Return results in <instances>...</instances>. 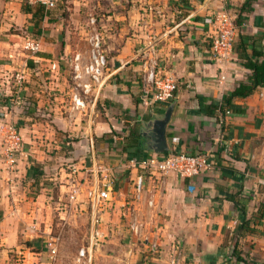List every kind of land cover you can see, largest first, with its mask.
I'll return each mask as SVG.
<instances>
[{
    "label": "crops",
    "instance_id": "obj_1",
    "mask_svg": "<svg viewBox=\"0 0 264 264\" xmlns=\"http://www.w3.org/2000/svg\"><path fill=\"white\" fill-rule=\"evenodd\" d=\"M23 1L13 0L12 8L31 17L22 10ZM130 1L102 6L95 0L88 6L87 13L96 14L101 25L107 67L102 84L92 86L82 107H74L71 98V65L76 53L86 60L80 48L84 37H64L62 26L56 36L59 28L46 37L38 28L37 51L9 49L11 62L0 69L1 83L24 100L7 109L21 149L10 160L0 148V264H48L41 260L43 249H32L33 241L45 236L53 210L69 222L90 219L85 192L71 202L69 182L75 177L85 189L97 167L106 169L113 190L99 210L107 236L91 252L94 264H264V86L234 98L228 114L204 110L250 73L237 56L228 62L213 59L205 41L212 14L224 6L235 22L240 14L238 35L255 38L264 53V0H250L242 12L245 0H163L143 11L150 0H139V6ZM43 16L45 25L61 18ZM88 19L72 20L77 34H86ZM136 54L141 61L155 57L176 79L165 131L169 151L209 153L211 168L190 177L170 171L159 181L139 164L154 154L140 146L141 125L168 102L142 100L143 68ZM21 60L20 71L10 72ZM222 72L225 79L218 81ZM131 130H137L139 145L124 151ZM33 162L47 183L29 197L34 186L26 173ZM141 172L138 195L133 183ZM131 218L141 223L138 235L128 228Z\"/></svg>",
    "mask_w": 264,
    "mask_h": 264
},
{
    "label": "built area",
    "instance_id": "obj_2",
    "mask_svg": "<svg viewBox=\"0 0 264 264\" xmlns=\"http://www.w3.org/2000/svg\"><path fill=\"white\" fill-rule=\"evenodd\" d=\"M32 3L42 4L45 8L53 6V0H29ZM95 19L90 18V22L94 24ZM237 25L234 22V17L224 6L212 14L210 20V28L205 35V41L208 44V49L216 62H228L235 58V42L237 39ZM91 48L88 59L81 61V56L76 53L73 57L72 79L73 90L71 98L74 107H82L84 100L90 93L92 86L102 84L104 80V72L107 67V59L104 49L101 47V38L98 33L90 39ZM40 43L36 39L26 38L23 43V48L31 52L38 50ZM139 54L134 58L138 59L143 68L142 77V100L147 102H169L177 89L176 79L157 62L154 58L149 61H141ZM218 81L225 79V74L222 72L218 76ZM231 109H225L224 113L228 114ZM222 114V113H220ZM5 144L2 146L6 156L12 160L15 153L21 149V136L11 123L8 125V132L6 134ZM132 161V160H131ZM133 162V161H132ZM137 162V161H136ZM211 155L206 152H195L188 154L185 152H170L167 154H151L145 160L140 161L139 164L147 169V172L157 177L159 181L161 176L166 172H175L181 177H190L198 175L200 172L211 168ZM138 163V162H137ZM106 169L97 167L93 181L84 189L83 182L77 180L75 177L69 182L68 198L76 201L79 195L84 191L86 203H88L92 210L90 216L91 228L87 238L88 245L81 246L78 250L77 260L91 259V252L97 244H99L107 233L105 228L101 226V219L99 217V210L110 202L112 197L113 186L110 180L105 177ZM144 173L137 174L133 183V190L135 194H140L143 190ZM85 186V185H84ZM83 192V193H84ZM151 203V200L148 201ZM141 223L134 218L128 222V228L138 235ZM151 249L156 248V242L149 243ZM51 252L55 253V247H51Z\"/></svg>",
    "mask_w": 264,
    "mask_h": 264
},
{
    "label": "rangeland",
    "instance_id": "obj_3",
    "mask_svg": "<svg viewBox=\"0 0 264 264\" xmlns=\"http://www.w3.org/2000/svg\"><path fill=\"white\" fill-rule=\"evenodd\" d=\"M13 0H0V69H7L6 67H3V64L9 61L10 58L7 57L9 54V49L14 51V53L18 52L19 49L24 51L23 43L26 38H37L40 34L37 29L41 28L42 34L47 37V32L52 33L51 31L57 29L55 36L58 33V30H60V26L63 28L61 29V34L64 37L68 38H74V36L84 37V40L80 46V48H83L82 51L86 52V60L89 56V51L91 48V37L94 35V33H98L101 38V47L104 49V53L106 55L107 59V53L105 46L102 41V37L104 38L100 27L101 25L98 24V21H96V14H88L89 8H92L91 5H93L95 0H91L92 3H88V0H53L54 5L49 8H42L43 13L41 14V18L38 20V22H34L31 17H23V15L18 14L14 7L12 6L16 5L12 2ZM104 1V3H102ZM109 5L110 0H99L100 4L103 6L105 3ZM163 0H150L149 3L145 1L146 3L143 4L142 8L140 10L153 8V2L161 4ZM12 2V3H11ZM120 2H127L128 4L131 3L130 0H120ZM130 2V3H129ZM133 2L139 6L141 3L139 0H133ZM143 2V1H142ZM14 4V5H13ZM91 4V5H90ZM148 4V5H146ZM149 6V7H148ZM9 11L14 14H9ZM62 13V17L57 21L49 22V25H45L47 22L43 19H45V16L48 14H58ZM93 17L95 19L94 24L90 22V17ZM83 18L88 19V26H87V32L86 34L82 33V30L79 34L78 30H74L75 26L72 20H78L81 21ZM59 21V26L57 27V23ZM94 25L95 28H92L91 26ZM39 25H41L39 27ZM35 26V27H34ZM90 29V33L88 31ZM12 35V36H11ZM60 35V34H59ZM6 41H10L9 44ZM14 44V45H13ZM79 48V49H80ZM26 50V49H25ZM12 51V52H13ZM17 55V54H16ZM19 56V55H17ZM8 58V59H7ZM26 58V57H24ZM85 60V61H86ZM16 64V65H14ZM23 66V61H15L13 62V65L10 69V72L15 73L20 71L21 67ZM0 70V71H1ZM16 75H12V80L15 79ZM2 78L0 77V148L5 144L6 141V134L8 132V125L15 124L16 121L13 122L11 120H8L7 117V109L9 110L13 109L11 107L18 106V104H22L23 102L21 100H24L22 97H20L19 91L13 90V92H9L6 90V87L4 86L3 82L1 83ZM14 87V86H13ZM11 87V88H13ZM14 112V110H13ZM2 155L0 151V156ZM52 187V186H51ZM38 189L29 188L28 196L33 197L35 196ZM53 210L52 217L49 220V229L45 233V236L38 237L36 240V245L39 248L38 250H44L41 254V260L47 262L48 264H94V254H92V258L90 260H83L82 262L77 260V254L78 250L82 245H86L87 237L89 235V231L91 228L90 219L85 220H72V222L67 221L66 219L59 218L58 215H56V212ZM78 218V217H77ZM87 220V221H86ZM42 224H44L43 221H41ZM44 227V226H43ZM42 227V228H43ZM55 247V253L51 252V247ZM34 248V247H33ZM32 248V249H33ZM35 250V249H33ZM30 264V263H26Z\"/></svg>",
    "mask_w": 264,
    "mask_h": 264
},
{
    "label": "trees",
    "instance_id": "obj_4",
    "mask_svg": "<svg viewBox=\"0 0 264 264\" xmlns=\"http://www.w3.org/2000/svg\"><path fill=\"white\" fill-rule=\"evenodd\" d=\"M249 1L245 0L240 8V12L249 10ZM44 6L42 4L34 3L30 4L28 1L24 0L22 3V10L25 13H30L31 18L34 20H39L42 16ZM56 14V13H54ZM58 16L62 15V13H58ZM47 16L50 14L47 13ZM62 17V16H61ZM48 19H51L48 18ZM241 21L240 14L236 17L235 24ZM239 40L235 45V54L242 62L243 66L250 70V73L246 76V78L240 82L231 90L230 92H226L221 100L215 101L212 100L209 105H207L204 110L207 114H214L216 112L224 113L225 109H233L235 108V104L233 103V99L236 97H245L253 93L258 87L264 86V53L259 45H256L255 38L251 39V41L246 40L247 37L243 35H238ZM250 46L251 52H247V48ZM137 133V134H136ZM138 146V132L137 130H131V132L126 136V145L123 147L124 151H128L131 146ZM170 152H164L167 154ZM43 170L40 168V165L36 162L31 163L29 168L27 169L26 176L32 179V185L35 189H38L42 186V183H47L46 180H43ZM34 242L35 250L39 248ZM27 245H31L30 241L26 242Z\"/></svg>",
    "mask_w": 264,
    "mask_h": 264
},
{
    "label": "water",
    "instance_id": "obj_5",
    "mask_svg": "<svg viewBox=\"0 0 264 264\" xmlns=\"http://www.w3.org/2000/svg\"><path fill=\"white\" fill-rule=\"evenodd\" d=\"M174 100L161 113L153 114L140 128V146L155 154L170 152L166 141V125L170 119Z\"/></svg>",
    "mask_w": 264,
    "mask_h": 264
}]
</instances>
